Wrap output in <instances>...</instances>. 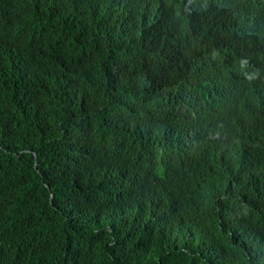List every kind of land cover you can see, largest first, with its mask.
<instances>
[{
	"label": "trees",
	"instance_id": "1",
	"mask_svg": "<svg viewBox=\"0 0 264 264\" xmlns=\"http://www.w3.org/2000/svg\"><path fill=\"white\" fill-rule=\"evenodd\" d=\"M0 264H264V0H0Z\"/></svg>",
	"mask_w": 264,
	"mask_h": 264
},
{
	"label": "clouds",
	"instance_id": "2",
	"mask_svg": "<svg viewBox=\"0 0 264 264\" xmlns=\"http://www.w3.org/2000/svg\"><path fill=\"white\" fill-rule=\"evenodd\" d=\"M259 59L255 54H249L242 60L243 75H250L251 69L254 70L258 64ZM159 149L157 146L149 148V150L143 156L141 163L144 169H148L156 163ZM248 198L241 194H229L216 197L212 204V213L216 215L221 224L229 226L235 223H239L248 213L253 210Z\"/></svg>",
	"mask_w": 264,
	"mask_h": 264
}]
</instances>
